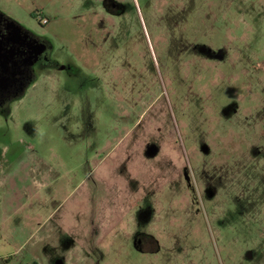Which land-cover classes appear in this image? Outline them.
<instances>
[{"label":"rangeland","instance_id":"1","mask_svg":"<svg viewBox=\"0 0 264 264\" xmlns=\"http://www.w3.org/2000/svg\"><path fill=\"white\" fill-rule=\"evenodd\" d=\"M121 1L0 0L55 62L0 141L60 153L38 252L11 264H264V0Z\"/></svg>","mask_w":264,"mask_h":264},{"label":"crops","instance_id":"2","mask_svg":"<svg viewBox=\"0 0 264 264\" xmlns=\"http://www.w3.org/2000/svg\"><path fill=\"white\" fill-rule=\"evenodd\" d=\"M37 81L38 79L32 85ZM12 113L11 108L9 115ZM25 145L21 141L12 144L0 141V260L9 258L8 264L15 261L16 254L22 250L24 261L31 260L38 252L40 231L47 220L50 223V215H45L44 212L48 209L55 190V163H50L47 159L54 162L60 156L56 152L42 155L23 152L21 148ZM41 215H44L43 218ZM119 222L115 220L109 223L108 229L100 236L101 243L95 244V251L103 248L102 241L119 235L118 232L114 235ZM47 229L48 234L54 232L49 225ZM29 244L30 248L26 249Z\"/></svg>","mask_w":264,"mask_h":264},{"label":"flooded vegetation","instance_id":"3","mask_svg":"<svg viewBox=\"0 0 264 264\" xmlns=\"http://www.w3.org/2000/svg\"><path fill=\"white\" fill-rule=\"evenodd\" d=\"M84 2L85 9H89L90 12L95 10V15L104 11L111 15L120 14L126 10L121 0H84ZM187 8H190L189 5L185 9ZM98 9L101 10L100 13L96 11ZM190 9L193 10V6ZM18 25L21 28H18ZM53 67L55 62L51 58L48 38L26 29L0 9V110H5L19 99L39 74H44ZM149 218L145 216V221H149ZM156 242L152 232L135 233L134 245L144 253L158 250ZM162 250L164 255H171L170 261H172V255L175 256L173 251L161 247L160 251Z\"/></svg>","mask_w":264,"mask_h":264},{"label":"trees","instance_id":"4","mask_svg":"<svg viewBox=\"0 0 264 264\" xmlns=\"http://www.w3.org/2000/svg\"><path fill=\"white\" fill-rule=\"evenodd\" d=\"M24 94H25V93L23 92V93L21 94V96H19V98L22 97ZM10 110H11V105H9L5 110H0V113H2V114H4V115H9ZM9 261H10L9 258H7V259H2V260H0V264H8Z\"/></svg>","mask_w":264,"mask_h":264},{"label":"built area","instance_id":"5","mask_svg":"<svg viewBox=\"0 0 264 264\" xmlns=\"http://www.w3.org/2000/svg\"><path fill=\"white\" fill-rule=\"evenodd\" d=\"M44 21H45L46 23L48 22V20H47L46 18L44 19Z\"/></svg>","mask_w":264,"mask_h":264},{"label":"water","instance_id":"6","mask_svg":"<svg viewBox=\"0 0 264 264\" xmlns=\"http://www.w3.org/2000/svg\"><path fill=\"white\" fill-rule=\"evenodd\" d=\"M19 26V25H18ZM18 28H21V26H19Z\"/></svg>","mask_w":264,"mask_h":264}]
</instances>
